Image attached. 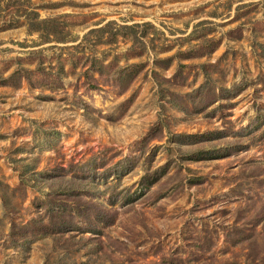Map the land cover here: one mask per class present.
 Masks as SVG:
<instances>
[{
  "label": "rangeland",
  "instance_id": "obj_1",
  "mask_svg": "<svg viewBox=\"0 0 264 264\" xmlns=\"http://www.w3.org/2000/svg\"><path fill=\"white\" fill-rule=\"evenodd\" d=\"M0 264H264V0H0Z\"/></svg>",
  "mask_w": 264,
  "mask_h": 264
},
{
  "label": "trees",
  "instance_id": "obj_2",
  "mask_svg": "<svg viewBox=\"0 0 264 264\" xmlns=\"http://www.w3.org/2000/svg\"><path fill=\"white\" fill-rule=\"evenodd\" d=\"M43 23H46V22H43ZM55 219L56 220H54V217H52V222L51 223L54 226H57V224H58L59 228H61L62 230L68 229L71 226V223H70L71 221H69L68 218H63L62 219L61 217H56ZM54 229H56V228H53L52 230H54Z\"/></svg>",
  "mask_w": 264,
  "mask_h": 264
}]
</instances>
